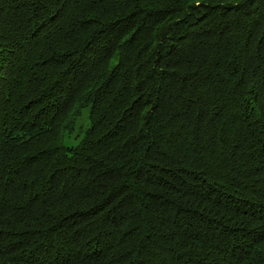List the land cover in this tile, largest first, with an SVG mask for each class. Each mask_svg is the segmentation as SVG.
I'll return each instance as SVG.
<instances>
[{
  "label": "trees",
  "instance_id": "trees-1",
  "mask_svg": "<svg viewBox=\"0 0 264 264\" xmlns=\"http://www.w3.org/2000/svg\"><path fill=\"white\" fill-rule=\"evenodd\" d=\"M0 264H264V0H0Z\"/></svg>",
  "mask_w": 264,
  "mask_h": 264
},
{
  "label": "rangeland",
  "instance_id": "rangeland-1",
  "mask_svg": "<svg viewBox=\"0 0 264 264\" xmlns=\"http://www.w3.org/2000/svg\"><path fill=\"white\" fill-rule=\"evenodd\" d=\"M90 126V107L83 109L81 116L77 120V129L74 134L66 135L64 144L67 146H77L84 137L86 129Z\"/></svg>",
  "mask_w": 264,
  "mask_h": 264
}]
</instances>
